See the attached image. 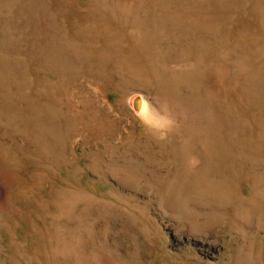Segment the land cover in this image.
I'll return each instance as SVG.
<instances>
[{
    "label": "rangeland",
    "instance_id": "obj_1",
    "mask_svg": "<svg viewBox=\"0 0 264 264\" xmlns=\"http://www.w3.org/2000/svg\"><path fill=\"white\" fill-rule=\"evenodd\" d=\"M197 263L264 264V0H0V264Z\"/></svg>",
    "mask_w": 264,
    "mask_h": 264
},
{
    "label": "bare ground",
    "instance_id": "obj_2",
    "mask_svg": "<svg viewBox=\"0 0 264 264\" xmlns=\"http://www.w3.org/2000/svg\"><path fill=\"white\" fill-rule=\"evenodd\" d=\"M135 98H137V97H135ZM198 100H199V99H198ZM199 101H200V100H199ZM209 103H210V102H209ZM206 106H208V105H206ZM204 107H205V106H204ZM205 109H206V108H205ZM146 112H147V108H146L145 105H143V106H142V109H141V113L143 114V113H146ZM147 114H148V113H147ZM110 131H111V130H110ZM128 136H129V135H128ZM142 138H143V137H142ZM126 142H127V141H126ZM153 147H154V146H153ZM150 148H151V147H150ZM149 151H150V150H149ZM152 151H153V150H152ZM152 151H151V152H152ZM146 153H147V152H146ZM149 153H150V152H149ZM147 154H148V153H147ZM147 154H146V155H147ZM152 155H154V154H152ZM144 158H145V157H144ZM153 159H154V158H153ZM144 160H146V159H144ZM151 162H152V161H151ZM151 162H150V163H151ZM147 163H149V162L147 161ZM152 163H153V162H152ZM140 164H141V163H140ZM140 166H141V165H140ZM142 166H143V165H142ZM197 264H198V263H197Z\"/></svg>",
    "mask_w": 264,
    "mask_h": 264
},
{
    "label": "water",
    "instance_id": "obj_3",
    "mask_svg": "<svg viewBox=\"0 0 264 264\" xmlns=\"http://www.w3.org/2000/svg\"><path fill=\"white\" fill-rule=\"evenodd\" d=\"M138 98H139V96H138ZM140 99V98H139ZM136 107V110L138 111L139 110V107H140V105L138 106V104L135 106Z\"/></svg>",
    "mask_w": 264,
    "mask_h": 264
}]
</instances>
